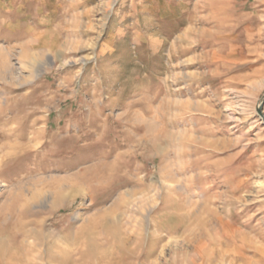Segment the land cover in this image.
I'll return each instance as SVG.
<instances>
[{
  "label": "rangeland",
  "instance_id": "1",
  "mask_svg": "<svg viewBox=\"0 0 264 264\" xmlns=\"http://www.w3.org/2000/svg\"><path fill=\"white\" fill-rule=\"evenodd\" d=\"M264 4L0 0V264H264Z\"/></svg>",
  "mask_w": 264,
  "mask_h": 264
},
{
  "label": "water",
  "instance_id": "2",
  "mask_svg": "<svg viewBox=\"0 0 264 264\" xmlns=\"http://www.w3.org/2000/svg\"><path fill=\"white\" fill-rule=\"evenodd\" d=\"M264 103V95H263V98H262V101H261V105ZM258 113L260 114L261 116V119L264 121V115L262 114L261 110L259 109L258 110Z\"/></svg>",
  "mask_w": 264,
  "mask_h": 264
},
{
  "label": "crops",
  "instance_id": "3",
  "mask_svg": "<svg viewBox=\"0 0 264 264\" xmlns=\"http://www.w3.org/2000/svg\"><path fill=\"white\" fill-rule=\"evenodd\" d=\"M255 3H263L264 4V0H253Z\"/></svg>",
  "mask_w": 264,
  "mask_h": 264
}]
</instances>
